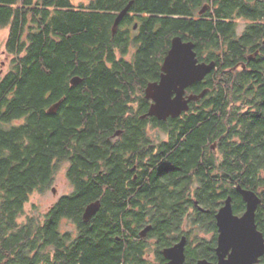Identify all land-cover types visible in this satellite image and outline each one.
Segmentation results:
<instances>
[{
  "label": "trees",
  "instance_id": "trees-1",
  "mask_svg": "<svg viewBox=\"0 0 264 264\" xmlns=\"http://www.w3.org/2000/svg\"><path fill=\"white\" fill-rule=\"evenodd\" d=\"M131 1L113 32L116 17ZM252 1L0 0V28L8 29L5 49L11 58L0 78V264H151L147 251L152 242L159 251L179 241L190 207L197 213L199 206L210 211L200 220L203 227H197L202 231L208 230L229 196L238 212V185L263 200L258 210L263 217L264 41L222 38L230 27L228 20L241 12L256 13ZM206 4L210 10L199 15ZM133 21L138 30L125 37L128 32L121 26L131 27ZM176 35L193 41L200 61H215L216 67L189 89L192 94L207 92L188 112L155 123L178 140L163 164L152 173H138L136 181L131 172L124 175L116 172L117 166L109 171L102 165L89 171L97 172L95 181L84 182L74 168L80 183L77 193L56 202L43 218L28 216L20 222L30 196L50 186L57 167L52 165L54 156L75 146L80 161L93 162L104 155L106 135L128 124L119 118L122 93L137 86L144 91L158 76ZM227 47L230 52L223 54ZM256 49L260 53L254 62L242 55ZM130 50L131 61L118 58ZM242 63L247 67L239 68ZM75 76L82 82L69 88ZM63 96L58 113L47 114L46 107ZM253 101L254 113L244 110ZM15 120L23 122L13 125ZM141 122L137 123H148ZM216 141L225 155L220 165L212 149ZM126 177L131 179L129 200L124 197ZM162 177L177 182L174 200L156 198ZM221 180L226 189L219 195L214 188ZM194 181L200 184L198 205L189 198ZM97 198L99 210L85 220L86 207ZM64 218L74 220L75 232L62 231ZM149 225L143 237L141 231ZM216 246L217 234L211 240L195 235L188 241L186 264L216 260Z\"/></svg>",
  "mask_w": 264,
  "mask_h": 264
},
{
  "label": "flooded vegetation",
  "instance_id": "flooded-vegetation-1",
  "mask_svg": "<svg viewBox=\"0 0 264 264\" xmlns=\"http://www.w3.org/2000/svg\"><path fill=\"white\" fill-rule=\"evenodd\" d=\"M250 5L252 6L251 9L254 12L256 11V13L253 15H246L241 12L239 16H235L234 19L228 20L229 22H231V24H230L229 29L226 30V33L225 34L222 33V38L224 40L225 39L227 40V38H232V39L234 38L235 40H242L249 36L251 37V39L253 38V40L262 39V41H264V0H253L252 2H250ZM204 7H207L206 10L204 12H201ZM204 7L198 10L199 15H204L210 10L209 4H206ZM254 9H257V10H254ZM206 19H212V18L207 17ZM259 26H261V28ZM254 27L256 28L255 31H254ZM121 28H122V31L128 32L124 34L125 37H133L135 32L138 30V22L133 21V26L131 25V27H129V25L125 23L121 26ZM259 31H261L260 34H259ZM229 52L230 50L228 51V47H227L225 51L223 52V54H226ZM259 53H260V50L256 49L255 53L254 52L246 53L244 51L242 55L243 56L246 55L249 58V61L254 62V55L257 56ZM133 54H134V50H130L124 56H122L121 53H119V56L118 55L117 56L118 58L124 57L126 60L131 61L133 58ZM197 54L199 58L200 57L199 51H197ZM199 61H200V58H199ZM112 66L113 65L111 64L108 65V67L110 68H112ZM246 67L247 66L245 63H242L239 66V68H246ZM161 68H162V65L160 67L158 76L154 78L153 80H151L150 82L159 81L161 73H162ZM73 78L74 77H72L68 83L69 88L77 87L82 82L81 80L80 82L73 83L72 82ZM150 82H148V84ZM200 82H196L195 84L188 87L186 89L185 95L187 96L188 94H192L191 92H189V89L192 86ZM148 84L146 85L145 89H143L144 91L140 90L141 86L140 87L137 86V87H134V89L132 90L129 89L128 93L126 92L127 94L122 93V95L124 96L123 101H122L123 107L121 106L122 108H121V113L119 115V118H121L122 122H126L128 124H125V128L123 127L115 128L106 135L104 141L107 143L106 145L108 147L106 151L104 150L102 152V155L104 154L106 156L103 155L93 162L85 161V160L80 161L78 152L76 151V146H75V147L69 148L68 152H65V154H62L59 156L57 155L53 157L52 165H56L57 167L51 175V183L47 189L50 188L51 191L54 193V195H56L57 197L56 202H58L64 197H73L77 193L78 191L77 187L79 186L80 183L79 181H77L76 176L74 177L75 175L74 168H78V170L80 171L79 173L80 180H81V177H83L84 182H88L90 178L92 180L94 179L95 181L97 179L96 178L97 172L89 173V171L94 170L99 166H101L102 168L103 167L102 165L106 166L109 171H112V169H114V167L117 166L116 172L123 173L124 175H127V174L130 175V172H131L133 174L132 175L133 181H136L139 176L138 173L141 172V174H145L147 169L149 173H152L154 167H157L163 164L165 157L169 154L170 149H173V147H175V144L178 142V140L176 137L174 138L172 137L173 136L172 131L162 129V127L155 125V123L157 122L166 121L169 118H173V117H168L166 120H163V119L158 118L155 115L149 114L150 107L154 103V101L153 99L148 98L146 96V88ZM64 100H65V97L63 96L62 98L50 103L46 107V113L47 114L58 113ZM192 102H190V109H191ZM249 108H251V111L254 113V101L250 105V107L245 106L244 110H248ZM131 121H133V123H131ZM141 121L143 122L148 121V123L145 125L137 123ZM22 122H23L22 120H15L13 121V125H20L22 124ZM104 141H100V142L105 143ZM212 149L215 152V156L217 159L216 165H220L221 162L224 161L225 155L223 152L220 151V149H218L217 141L212 145ZM76 159L80 163L76 162ZM165 165H167V163H165ZM61 170L65 171L66 185L68 186V190L66 192H60V190L56 186L57 178ZM98 174H102V171H100ZM146 179H147V176H145L142 179V181L139 182V183H142L141 186L145 184ZM130 181L131 179H128L126 177L124 197H126L127 200H129L130 198V191H131ZM160 182H161L160 187L162 188L159 187L156 190L155 192L156 198L158 200H162V199L174 200L177 196V182L175 183L173 180L166 178V177L165 178L162 177L160 179ZM102 187L105 188V187H108V185L104 184ZM191 188L192 190L189 193V198L194 200L195 204L198 205L196 194L198 193V190L200 189L199 182L194 181ZM225 189H226L225 180H221L219 185L215 186L214 191L217 194L221 195V193L223 194L225 193ZM102 191L104 192V190ZM103 195L104 194H102V196ZM240 197H241L240 199L241 202H238L239 203L238 206H240L239 208H237L238 212L235 208V201L232 198V205H233L234 213L237 215H242L246 211V208H247L246 203L244 202L241 194H240ZM97 200L99 201L100 199L97 198ZM225 200L223 201L221 207L224 205ZM262 201L263 200L261 199L260 205L262 204ZM260 205L258 206V209L256 211V223L258 225L259 230L261 228L260 231H262V228L264 229V215L262 217V215L258 213ZM198 208L200 211L199 213H197L194 210V208L190 207L189 210L184 214L183 222L181 224L182 235L180 237V240L184 236L186 237V247H185L186 260L184 264H186L188 261V253H187L188 241H191L192 239L195 238V236L193 235L195 228L198 229L197 227L199 226L203 227L200 224L201 223L200 220L203 218L204 212L205 214H208L210 212L209 210L206 211L204 208L200 206ZM217 212L214 215V222L210 223V225L208 226V230L203 228L204 234L199 235V236L202 238L205 237L211 240L214 238L215 234H217V244H218L219 231H218V225H217V219H216ZM261 213L264 214V209H263V212ZM64 221H70L75 227L74 231L77 230V225L73 219L64 218L61 222V227ZM191 232L193 233L191 234ZM179 241H176L175 244L178 243ZM167 247H171V246H165L158 251L157 245L155 244V242H153V244H151V247L147 251V260L151 264L167 263L168 259L165 257L163 253V250ZM151 249H153L154 260L149 259V255H152L149 252ZM198 260L199 259H197L196 264L198 263ZM211 262L217 263L218 257L216 260L214 261L212 260ZM258 264H264V254L259 258Z\"/></svg>",
  "mask_w": 264,
  "mask_h": 264
},
{
  "label": "water",
  "instance_id": "water-1",
  "mask_svg": "<svg viewBox=\"0 0 264 264\" xmlns=\"http://www.w3.org/2000/svg\"><path fill=\"white\" fill-rule=\"evenodd\" d=\"M132 1L127 4L116 17L113 32H116L120 22L128 13ZM204 7L201 12H204ZM216 67L215 61H199L196 45L176 35L171 41V47L164 57L162 73L159 81L150 82L146 88V96L153 99L149 114L166 120L177 118L190 109V102L203 97L207 90L199 94H186V89L196 82L203 81ZM80 77H74L72 82H80ZM52 112V111H50ZM246 203V211L242 215L234 213L232 197L229 196L216 214L218 225V244L216 253L218 262L206 258L198 260L197 264H258L264 254V234L256 223V211L261 203L258 194L251 190L237 187ZM100 208V202L89 204L84 212V219L89 220ZM151 225L141 231L145 237ZM186 237L178 243L163 250L168 262L165 264H184Z\"/></svg>",
  "mask_w": 264,
  "mask_h": 264
},
{
  "label": "rangeland",
  "instance_id": "rangeland-1",
  "mask_svg": "<svg viewBox=\"0 0 264 264\" xmlns=\"http://www.w3.org/2000/svg\"><path fill=\"white\" fill-rule=\"evenodd\" d=\"M75 4L87 3L89 0H72ZM8 35L7 28H0V78L7 72L10 67V56L6 52L5 42ZM4 62V64H3ZM3 64V65H2ZM2 71V72H1ZM60 192H66L68 186L66 185L65 171L61 170L57 178V185ZM56 195L51 191V189H46L44 191H36L30 196V200L25 206V211L23 216L20 218V222L26 220L28 216L43 218L48 209L56 202ZM62 231H72L75 232L74 225L70 221H64L62 224ZM204 232L199 229H195L193 235H203ZM154 242V241H153ZM152 242V244H153ZM152 255H149L150 260H154L153 249L149 251Z\"/></svg>",
  "mask_w": 264,
  "mask_h": 264
}]
</instances>
